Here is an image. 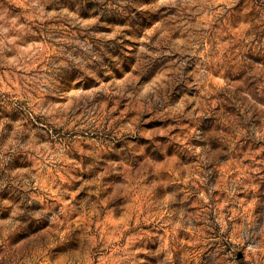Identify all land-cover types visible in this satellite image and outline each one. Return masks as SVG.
Masks as SVG:
<instances>
[{"label": "rangeland", "instance_id": "374dc122", "mask_svg": "<svg viewBox=\"0 0 264 264\" xmlns=\"http://www.w3.org/2000/svg\"><path fill=\"white\" fill-rule=\"evenodd\" d=\"M0 264H264V0H0Z\"/></svg>", "mask_w": 264, "mask_h": 264}]
</instances>
